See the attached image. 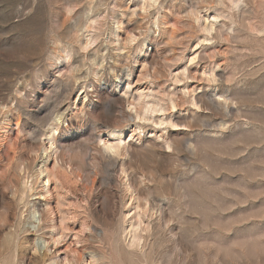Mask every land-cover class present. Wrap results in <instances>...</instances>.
Segmentation results:
<instances>
[{"label": "rangeland", "instance_id": "obj_1", "mask_svg": "<svg viewBox=\"0 0 264 264\" xmlns=\"http://www.w3.org/2000/svg\"><path fill=\"white\" fill-rule=\"evenodd\" d=\"M0 264H264V0H0Z\"/></svg>", "mask_w": 264, "mask_h": 264}, {"label": "bare ground", "instance_id": "obj_2", "mask_svg": "<svg viewBox=\"0 0 264 264\" xmlns=\"http://www.w3.org/2000/svg\"><path fill=\"white\" fill-rule=\"evenodd\" d=\"M52 134H54V133H52ZM121 137V136H120ZM119 137V138H120ZM49 143H50V151L51 150H54V147H55V145H54V139H53V136L52 135H50L49 136ZM120 140V139H119ZM122 141H124L123 139H122ZM125 142V141H124ZM105 143H106V141H105ZM120 143H121V141L120 142H118V143H116V144H113V143H106V146H107V148L108 149H113V148H116V147H118L119 145H120ZM49 145V144H48ZM47 150V147H45L44 148V151H46ZM49 154V153H48ZM47 157V156H46ZM47 162V161H46ZM46 162H45V164H46ZM48 166V165H47ZM49 167V166H48ZM46 171V170H45ZM43 172V171H42ZM50 172H51V170H50ZM40 173H41V171H40ZM46 173V172H45ZM48 174H49V171H48ZM48 174H47V176H48ZM51 174V173H50ZM47 181V180H46ZM50 181V180H49ZM23 192V191H22ZM25 192V191H24ZM24 194V193H23ZM21 196H22V193H21ZM24 196V195H23ZM22 199V198H21ZM35 218V217H34ZM36 219H38L39 220V218H36ZM42 221V220H41ZM40 222V221H39ZM44 222V221H43ZM53 222V221H52ZM44 225V223L43 224H41V226L40 227H42ZM39 226V225H38ZM36 227V226H35ZM58 227V226H57ZM37 228V227H36ZM36 228H35V231H36ZM42 229V228H41ZM47 229V228H46ZM59 229V228H58ZM138 229V228H137ZM40 230V229H39ZM43 230V229H42ZM38 231V230H37ZM52 231V230H51ZM62 231V230H61ZM54 232V231H53ZM61 234V233H60ZM136 233H134V235H135ZM138 236V235H137ZM136 237V236H135ZM136 239V238H135ZM139 239V238H138ZM137 239V240H138ZM136 242V241H135ZM16 244V243H15ZM18 244H20V243H18Z\"/></svg>", "mask_w": 264, "mask_h": 264}]
</instances>
